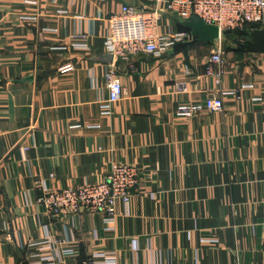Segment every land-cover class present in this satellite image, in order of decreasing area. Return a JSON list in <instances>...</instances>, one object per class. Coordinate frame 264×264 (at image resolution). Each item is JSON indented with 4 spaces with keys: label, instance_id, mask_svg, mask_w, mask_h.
I'll use <instances>...</instances> for the list:
<instances>
[{
    "label": "crops",
    "instance_id": "crops-1",
    "mask_svg": "<svg viewBox=\"0 0 264 264\" xmlns=\"http://www.w3.org/2000/svg\"><path fill=\"white\" fill-rule=\"evenodd\" d=\"M35 1L0 0V264L33 263L45 228L75 249L71 262L104 250L120 264H264V53L227 47L216 83V43L178 42L163 56L105 50L123 5L163 0ZM160 21L183 32L166 13ZM111 67L125 91L107 113ZM218 96L223 111L176 113ZM114 163L140 171L114 230L104 213L51 217L37 203L41 180L96 182Z\"/></svg>",
    "mask_w": 264,
    "mask_h": 264
},
{
    "label": "built area",
    "instance_id": "built-area-1",
    "mask_svg": "<svg viewBox=\"0 0 264 264\" xmlns=\"http://www.w3.org/2000/svg\"><path fill=\"white\" fill-rule=\"evenodd\" d=\"M36 5L37 1L27 0ZM162 13L168 14L174 22L190 20L198 16L205 22L215 24L221 33L228 30H243L264 26V0H163L160 7L139 8L125 4L118 14L111 16L110 29L105 40V50L113 56L127 58L138 52H146L156 56H163L178 42L194 40L189 31L174 33L164 32L161 28ZM27 19H37V16ZM87 38L86 35H81ZM216 43V44H215ZM207 72L215 75L216 83H220L223 71L215 72L214 64H221L224 60V50L221 44L215 42ZM80 47L87 48V43ZM75 67L73 63L63 65L62 72L70 71ZM109 89L110 106L119 101L125 91L123 83L114 68L106 74ZM178 92L188 91L186 82L176 84ZM252 85H245L250 87ZM237 91H233L235 93ZM228 93V92H223ZM257 99L261 100L260 97ZM224 109L222 96L207 98L204 103L182 104L176 113L179 116H193L204 110L220 112ZM41 194L37 203L44 207L45 213L51 217L73 218L84 213H104L107 231L114 230L117 220L116 206L122 201L127 206L135 189L140 183L139 168L132 164H112L103 179L96 182L85 181L80 184L62 188H51L46 179L40 182ZM154 198L155 195L152 193ZM97 237V230H93ZM63 241H66L65 239ZM203 242L215 243L217 239L203 238ZM60 241L45 228V235L39 241L31 242L32 247H38L42 253L34 255L31 264H120L118 254L114 251H94L87 259L71 262L76 255L73 247L60 245ZM133 245L138 248L137 240ZM36 259V260H35ZM239 264V263H232Z\"/></svg>",
    "mask_w": 264,
    "mask_h": 264
},
{
    "label": "water",
    "instance_id": "water-1",
    "mask_svg": "<svg viewBox=\"0 0 264 264\" xmlns=\"http://www.w3.org/2000/svg\"><path fill=\"white\" fill-rule=\"evenodd\" d=\"M180 23L190 28L189 32L198 41L215 43L223 35L217 25L207 23L198 16ZM233 39L236 45L246 52L264 53V27L250 30L245 38Z\"/></svg>",
    "mask_w": 264,
    "mask_h": 264
},
{
    "label": "trees",
    "instance_id": "trees-1",
    "mask_svg": "<svg viewBox=\"0 0 264 264\" xmlns=\"http://www.w3.org/2000/svg\"><path fill=\"white\" fill-rule=\"evenodd\" d=\"M179 28L182 29L183 31H190L191 29L183 25L182 23L178 22ZM250 28H246L243 30H228L225 32L226 35L231 36V38H245L248 33L250 32ZM195 40V39H194ZM234 41V39H233ZM239 47V46H238ZM239 49H241L239 47Z\"/></svg>",
    "mask_w": 264,
    "mask_h": 264
},
{
    "label": "rangeland",
    "instance_id": "rangeland-1",
    "mask_svg": "<svg viewBox=\"0 0 264 264\" xmlns=\"http://www.w3.org/2000/svg\"><path fill=\"white\" fill-rule=\"evenodd\" d=\"M219 44H221L222 49L225 50L227 47L236 46V43L233 41L231 36L226 35L223 33L222 37L217 40Z\"/></svg>",
    "mask_w": 264,
    "mask_h": 264
}]
</instances>
